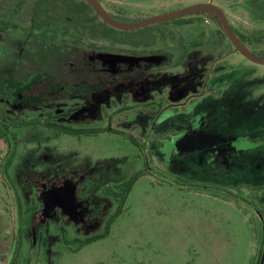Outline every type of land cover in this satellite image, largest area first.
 Segmentation results:
<instances>
[{
  "label": "rangeland",
  "instance_id": "1",
  "mask_svg": "<svg viewBox=\"0 0 264 264\" xmlns=\"http://www.w3.org/2000/svg\"><path fill=\"white\" fill-rule=\"evenodd\" d=\"M65 1L62 12L54 0H43L35 13L34 0H0V26L6 24L0 84L14 54L1 44L11 37L14 47L21 45L11 95L60 98L48 109L75 110L76 127L101 132L44 143L39 152L28 144L16 178L29 204L36 194L43 206L27 217L26 238L18 234L14 199L0 173V264H264V189L253 207L245 194L249 185H264V144L246 140L264 136V65L228 56L232 45L207 18L123 32L104 28L82 0ZM101 2L109 12L129 15L124 22L213 3L264 57V0ZM82 19L88 21L82 47L48 45L63 34L70 39ZM210 70L208 93L197 97ZM197 123L204 136L198 140L213 142L188 149ZM176 136H182L178 143ZM229 138L233 148L217 152ZM6 150L0 140V162ZM107 185L116 191L113 200ZM94 235L100 237L80 245Z\"/></svg>",
  "mask_w": 264,
  "mask_h": 264
},
{
  "label": "trees",
  "instance_id": "2",
  "mask_svg": "<svg viewBox=\"0 0 264 264\" xmlns=\"http://www.w3.org/2000/svg\"><path fill=\"white\" fill-rule=\"evenodd\" d=\"M48 3L51 2V0H45ZM43 0H34V8L37 12V8H41V3ZM55 3L59 6L57 12H62L61 9L63 6H65L66 1L65 0H54ZM84 4L87 5V7L93 11V8L88 5L84 0H82ZM20 3V2H19ZM18 4V9L21 7ZM51 10L53 18H57V15L53 14ZM112 15L115 17H120L119 20L122 21V18H130L128 15H123L121 13H114L111 12ZM61 16V14H60ZM196 17L197 20L202 19V18H207L215 23L218 24L219 30L222 33V35L227 39V36L221 26V23L219 19L212 13H200L188 17ZM96 18H99V16L96 14ZM188 17H184V20L187 19ZM202 17V18H201ZM88 19V18H87ZM90 20V18L88 19ZM33 21H35V15L33 18ZM88 21L81 20L79 22L78 27L76 28V33L71 35L69 38L66 39L67 34H63L64 39L60 43H56L55 41H51L52 39H48V45H65L71 46V47H82V39L86 37L83 32L86 30V28H83L82 26L85 27L87 25ZM124 22V21H123ZM75 24V23H74ZM105 28H108L106 24H104ZM76 27V26H75ZM82 27V28H81ZM33 36V35H32ZM35 36V35H34ZM217 41L219 42V35H216ZM241 36V35H240ZM40 39H44L43 36L37 35ZM215 37V36H214ZM242 41L245 42L243 37H240ZM228 40V39H227ZM229 41V40H228ZM46 44V42H45ZM231 44V43H230ZM20 47H18L19 49ZM19 51V50H18ZM17 53V49H16ZM229 53V52H227ZM6 54V52H5ZM188 56H184V60H186ZM16 64L19 63L20 58H18V53L16 54ZM8 83V84H7ZM7 85L6 89H3L4 86ZM12 83L9 82L8 80L4 83L0 84V140H2L5 145H6V153L3 159L0 162V173L3 178L4 182V187L9 192L12 194L14 203H15V213H17L18 220H20V227L18 229V234L22 236L23 238H26L25 236V229L28 226L27 222V217L30 215V213L37 211L38 208H42V204H38V199L36 194L35 196L31 195L30 196V204L28 200L26 199L25 196V191L21 187L20 183L18 182L16 178V174H19V164L23 161L25 157H27L28 153V144H34L36 145L37 152L41 151L43 148V144L45 143H50V144H55L59 142L62 138L64 137H80L84 135H90L94 133H99L101 130H96V129H83V128H78L75 126L73 123L71 117L73 116V112H70V109H68L66 112H64L63 107L60 109L57 107L56 110H50L48 109L51 101H61L63 102L62 99L60 98H55V97H50L47 98L48 100H43L40 98H35V97H23L19 98V96L16 97L17 93L15 94V97L12 96L11 94L13 93L12 91ZM153 103H146L143 105H138V107H149ZM13 105L18 106V109H15L14 113H11V108ZM137 107V108H138ZM16 108V107H15ZM255 144H264V137L260 138L259 140H256L254 142ZM44 158V157H43ZM26 165H32L30 162H26ZM35 167L40 164V162L35 161ZM41 164H44V161L41 162ZM116 188H118L120 185L115 184L114 185ZM133 186V182H131L128 185V188L125 190V197L124 199L127 198L129 195L131 189ZM252 186L250 187L251 189H246L245 194L249 198V204H251V207L255 206L253 205L254 203L258 202V195H260V190L264 189V185H249ZM107 188L104 190L108 194H110V198L113 200L114 195L116 196V191L112 189L110 186H106ZM264 195V194H262ZM245 201H248L245 199ZM114 202V201H113ZM31 203H33L35 206L32 208ZM32 208V209H31ZM39 210V209H38ZM110 218L107 219L106 221L110 222ZM62 233V240H65L66 242H69V230L67 227H62L60 229ZM89 238H86V240H80V245L85 246L92 240H95L96 238H99V235H94V236H88ZM80 238H74L73 240H79Z\"/></svg>",
  "mask_w": 264,
  "mask_h": 264
},
{
  "label": "water",
  "instance_id": "3",
  "mask_svg": "<svg viewBox=\"0 0 264 264\" xmlns=\"http://www.w3.org/2000/svg\"><path fill=\"white\" fill-rule=\"evenodd\" d=\"M97 13L98 15L111 27L121 31H134L142 28H146L153 24L172 21L181 19L184 17L200 14V13H212L220 21L221 26L234 46L235 52L241 54L245 59L251 63L257 65H264V57H259L254 54L237 36L235 33L225 11L219 6L213 3H198L182 9L156 15L134 23H124L114 18L102 5L99 0H85Z\"/></svg>",
  "mask_w": 264,
  "mask_h": 264
},
{
  "label": "flooded vegetation",
  "instance_id": "4",
  "mask_svg": "<svg viewBox=\"0 0 264 264\" xmlns=\"http://www.w3.org/2000/svg\"><path fill=\"white\" fill-rule=\"evenodd\" d=\"M85 1V0H84ZM100 2H101V0H99ZM86 2V1H85ZM20 3L22 4V1H20ZM20 3H19V6H20ZM87 3V2H86ZM102 3V2H101ZM88 4V3H87ZM89 5V4H88ZM103 5V4H102ZM22 6V5H21ZM21 8V7H20ZM19 8V9H20ZM105 8V7H104ZM17 9H18V5H17V7H15L14 9H13V11H12V13L13 14H11V18L9 17V19H7V20H11V19H13L14 17H15V13L17 12ZM18 9V10H19ZM106 9V8H105ZM107 10V9H106ZM108 11V10H107ZM93 12L95 13V15L97 14L98 15V13L93 9ZM109 12V11H108ZM111 15H112V13L111 12H109ZM94 15V16H95ZM99 16V15H98ZM114 18H116L117 20H119L117 17H115L114 15H112ZM97 19H100L101 20V22H102V25L104 26V24H106L107 26H108V28L110 27V28H113V27H111L110 25H108L100 16H99V18H97ZM119 21H121V20H119ZM121 22H123V21H121ZM135 22H137V21H135ZM124 23H134V21L133 22H124ZM6 24H4V25H2V27L0 26V30H2V28L5 26ZM232 25V24H231ZM232 27H233V25H232ZM104 28H105V26H104ZM113 29H115V28H113ZM233 29H234V31H235V33L237 34V36L240 38L241 36H240V34L236 31V29L233 27ZM115 30H118V29H115ZM119 31H121V30H119ZM123 32H126V31H123ZM1 36V35H0ZM227 36V35H226ZM227 39H228V37H227ZM229 40V39H228ZM240 40L242 41V39L240 38ZM4 41H5V43H2L1 45H3V46H5V45H10L12 48H11V50H14V54H11L12 52H11V50H10V52L9 51H4V52H6V54H7V56L8 57H10L9 56V54H11L12 56H13V58H12V60H10V58H7V59H9V70H8V76L9 77H7V80L9 81V82H13L12 81V77H13V74L15 73V70H16V67H17V65H16V49H18V47H20L21 45H19V46H16V47H14V41L11 39V37H9V39H4ZM244 44H245V42L244 41H242ZM229 43H231L230 42V40H229ZM232 45V44H231ZM246 45V44H245ZM65 46V45H64ZM247 46V45H246ZM53 47H55L56 48V46H53ZM232 47H233V50L232 51H230L229 53H227V55L229 56L230 54H232V53H234L235 52V49H234V46L232 45ZM248 47V46H247ZM72 48V47H71ZM74 49V48H73ZM235 53H237V52H235ZM219 59H221V57L219 58ZM217 62L218 61H216L215 62V64H217ZM14 71V72H13ZM211 75H212V70H210V72L208 73V75H207V77H206V79H205V81L202 83V89L200 90V92H199V95L197 96V97H199V96H203V95H207V93H208V86H209V84H210V78H211ZM223 76H220L219 78H217V81L219 80V79H221ZM238 77H242V75L241 76H238ZM6 80V81H7ZM5 81V82H6ZM13 83H15V82H13ZM213 83H216V81H214ZM235 83H236V81H235ZM220 85V83L218 84V86ZM150 103V102H149ZM143 104H146V103H139V104H137L136 105V108L138 107V105H143ZM184 105V104H183ZM182 105V106H183ZM139 108V107H138ZM167 108L168 109H170L171 111H173V110H176V109H178L177 107H174V105L172 106V105H168L167 106ZM73 109V108H72ZM71 110V109H70ZM135 110V109H134ZM72 112H73V116L71 117V119H72V121L74 120V117H75V113H77L75 110L73 111V110H71ZM70 111V112H71ZM180 111H182V109L180 110ZM180 111H177V112H180ZM157 115V114H156ZM156 119H157V116H155V120H154V123H153V126L155 125V122H156ZM200 124H202V123H197V125H199V126H197L196 128H194V129H192L191 130V133L190 134H188V137L190 138V140H191V145H190V147L188 148V149H190V148H196L197 146H198V144L200 143V141L201 142H204V143H206V144H212V142L210 143V141H207L206 139H203V138H201L200 140H198L199 138H198V136L199 137H204V136H201V135H198V133L199 132H202L201 130H199V127H200ZM196 125V124H195ZM194 125V126H195ZM202 127V126H201ZM192 128V127H191ZM197 134V135H196ZM175 136V135H174ZM264 136H260V137H248V138H246V140L248 141V143L249 144H255L254 142H256V140H259L260 138H263ZM177 138V136L175 137V139ZM182 138V136L181 137H179V138H177L176 139V141H177V143H178V139H181ZM194 139V140H193ZM230 140H232V138H229ZM206 140V141H205ZM227 141V143H224V144H222V145H220L219 147H221V146H223V148H218V150H217V152H224V153H228V151H229V149H231V148H233V145L235 144L234 143V141L232 140V141ZM230 142V143H229ZM257 144V143H256ZM232 145V146H231ZM179 149V148H178ZM180 150H181V148H180ZM185 150H187V148H185L184 149V151ZM193 150H195V149H193ZM213 150V151H212ZM215 149H211V151L212 152H215L214 151ZM181 151H183V150H181ZM217 152H215V153H217ZM184 153V152H183ZM221 157V156H220ZM217 158H219V157H216V159Z\"/></svg>",
  "mask_w": 264,
  "mask_h": 264
}]
</instances>
